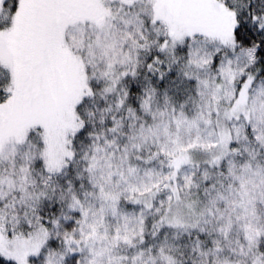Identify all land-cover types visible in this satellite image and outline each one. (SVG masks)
Listing matches in <instances>:
<instances>
[{
    "label": "snow or ice",
    "instance_id": "snow-or-ice-1",
    "mask_svg": "<svg viewBox=\"0 0 264 264\" xmlns=\"http://www.w3.org/2000/svg\"><path fill=\"white\" fill-rule=\"evenodd\" d=\"M0 264H264V0H0Z\"/></svg>",
    "mask_w": 264,
    "mask_h": 264
}]
</instances>
